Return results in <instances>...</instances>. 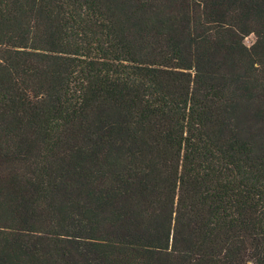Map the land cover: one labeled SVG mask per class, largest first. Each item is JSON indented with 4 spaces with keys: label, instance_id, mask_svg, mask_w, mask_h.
<instances>
[{
    "label": "trees",
    "instance_id": "trees-1",
    "mask_svg": "<svg viewBox=\"0 0 264 264\" xmlns=\"http://www.w3.org/2000/svg\"><path fill=\"white\" fill-rule=\"evenodd\" d=\"M0 264H264V0H0Z\"/></svg>",
    "mask_w": 264,
    "mask_h": 264
},
{
    "label": "rangeland",
    "instance_id": "rangeland-1",
    "mask_svg": "<svg viewBox=\"0 0 264 264\" xmlns=\"http://www.w3.org/2000/svg\"><path fill=\"white\" fill-rule=\"evenodd\" d=\"M256 38V35L251 33L249 35H247L245 38H244V43L247 45V46H250L254 40Z\"/></svg>",
    "mask_w": 264,
    "mask_h": 264
}]
</instances>
